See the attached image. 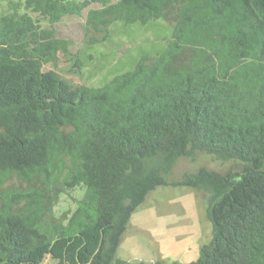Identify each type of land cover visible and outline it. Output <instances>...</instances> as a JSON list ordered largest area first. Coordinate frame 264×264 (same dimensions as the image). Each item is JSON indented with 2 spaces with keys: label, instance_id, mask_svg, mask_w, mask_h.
Segmentation results:
<instances>
[{
  "label": "trees",
  "instance_id": "obj_1",
  "mask_svg": "<svg viewBox=\"0 0 264 264\" xmlns=\"http://www.w3.org/2000/svg\"><path fill=\"white\" fill-rule=\"evenodd\" d=\"M96 1L87 27L102 39L118 22L173 15L168 48L97 88L44 71L61 54L83 66L57 24ZM26 3L41 19L0 16V264L33 262L78 231L68 264H163L117 256L134 212L160 186L211 192L212 237L184 264H264V0ZM199 152L241 167L168 179ZM61 178L84 190L66 223L52 218Z\"/></svg>",
  "mask_w": 264,
  "mask_h": 264
},
{
  "label": "rangeland",
  "instance_id": "obj_2",
  "mask_svg": "<svg viewBox=\"0 0 264 264\" xmlns=\"http://www.w3.org/2000/svg\"><path fill=\"white\" fill-rule=\"evenodd\" d=\"M102 6L100 1H96L80 15H67L57 24V35L70 41V51L79 57L83 66L71 68L69 57L61 54L55 62L44 65V71L56 70L76 83L97 88L132 70L140 61H152L168 48L175 25L173 15V18L158 19L145 25L118 22L112 26L108 37L102 39L106 33L87 27L89 9ZM31 10L26 0H0V16L26 12L41 19V15ZM43 23L47 24V20ZM200 167L228 172L240 169L241 165L199 152L193 157L180 158L166 176L169 180L181 179L185 173L195 172ZM62 180L57 183L59 194L52 218L66 223L77 210L84 190L69 191L62 185ZM210 196L207 188L158 187L134 212L122 236L117 256L129 261H161L163 264H184L196 259L213 233L212 223L207 217ZM70 233L56 236L37 250L33 262L20 264H68V254L84 238V232Z\"/></svg>",
  "mask_w": 264,
  "mask_h": 264
}]
</instances>
